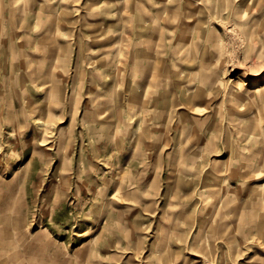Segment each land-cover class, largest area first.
<instances>
[{
    "label": "rangeland",
    "instance_id": "1",
    "mask_svg": "<svg viewBox=\"0 0 264 264\" xmlns=\"http://www.w3.org/2000/svg\"><path fill=\"white\" fill-rule=\"evenodd\" d=\"M0 264H264V0H0Z\"/></svg>",
    "mask_w": 264,
    "mask_h": 264
},
{
    "label": "bare ground",
    "instance_id": "2",
    "mask_svg": "<svg viewBox=\"0 0 264 264\" xmlns=\"http://www.w3.org/2000/svg\"><path fill=\"white\" fill-rule=\"evenodd\" d=\"M19 175V174H18ZM99 195V194H98ZM102 196V195H101Z\"/></svg>",
    "mask_w": 264,
    "mask_h": 264
}]
</instances>
